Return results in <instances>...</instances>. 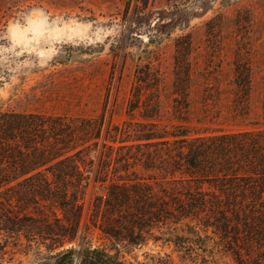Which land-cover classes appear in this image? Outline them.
<instances>
[{
    "label": "trees",
    "instance_id": "obj_1",
    "mask_svg": "<svg viewBox=\"0 0 264 264\" xmlns=\"http://www.w3.org/2000/svg\"><path fill=\"white\" fill-rule=\"evenodd\" d=\"M190 8L162 12L150 27L157 31L150 43L168 27L185 26ZM146 17L135 11L129 31ZM190 51L187 36L177 40L171 115L184 122ZM234 74L235 91L250 92L252 68L237 63ZM134 80L127 120L119 126L106 124L104 113L67 118L0 111V234L31 249L44 246L50 256L42 264H66L75 255L80 264H113L83 248L80 236L89 190L101 189L103 196L90 199L86 232L92 227L138 245L154 228L183 227L195 236L211 229L237 264H264V129L201 134L184 124L163 125L159 72L145 66ZM262 110L264 126V76ZM79 240L77 252L55 253Z\"/></svg>",
    "mask_w": 264,
    "mask_h": 264
},
{
    "label": "rangeland",
    "instance_id": "obj_2",
    "mask_svg": "<svg viewBox=\"0 0 264 264\" xmlns=\"http://www.w3.org/2000/svg\"><path fill=\"white\" fill-rule=\"evenodd\" d=\"M188 7L185 26L172 25L150 43L157 32L150 27L162 12ZM135 11L149 18L129 31ZM186 36L192 73L181 103L184 122L172 117L171 106L176 42ZM237 63L252 68V88L245 94L232 85ZM149 65L163 82V125L184 124L201 134L264 129V0H0V111L67 118L104 113L106 124L119 126L127 120L135 73ZM96 195L104 192L89 190L80 236L83 248L102 252L113 264H237L211 229H197L195 236L183 227L154 228L138 245L92 227L86 232ZM79 243L55 253L71 247L77 252ZM48 256L44 246L31 249L23 239L0 234V264H42ZM66 264L80 259L75 255Z\"/></svg>",
    "mask_w": 264,
    "mask_h": 264
}]
</instances>
